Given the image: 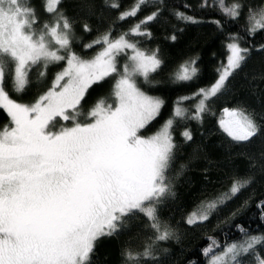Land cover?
<instances>
[{
    "label": "snow or ice",
    "instance_id": "1",
    "mask_svg": "<svg viewBox=\"0 0 264 264\" xmlns=\"http://www.w3.org/2000/svg\"><path fill=\"white\" fill-rule=\"evenodd\" d=\"M106 240L114 264H264V0H0V264Z\"/></svg>",
    "mask_w": 264,
    "mask_h": 264
},
{
    "label": "trees",
    "instance_id": "2",
    "mask_svg": "<svg viewBox=\"0 0 264 264\" xmlns=\"http://www.w3.org/2000/svg\"><path fill=\"white\" fill-rule=\"evenodd\" d=\"M191 2L195 3V0H191ZM196 34L195 30L190 31L187 35L183 36L178 43L173 45L170 49L169 52L173 57H179L182 54H185L189 50V42L193 40L194 36ZM211 50L207 47L203 49V60H204V67L206 70V75L210 73L211 69ZM255 63V62H253ZM256 70L258 71V65L256 66ZM217 116H219V113H217ZM197 135V141L199 140V133ZM195 147V144H192L188 146L185 151L186 152H191L192 148ZM180 199L182 201L187 202L188 199V192L185 188H181V195ZM180 212H176V219H179ZM252 228H256L258 225L256 223H252L250 225ZM187 247L184 249L185 255L188 253H192L197 250V246L201 244V241L199 239L195 238H187L183 241ZM173 248L175 250V253L179 255V251L181 248V245H176L173 244ZM116 254H117V244L115 241H102L101 244L98 247V264H114L115 259H116ZM197 257L195 255H190L188 256V259L195 260ZM203 257L201 256V259Z\"/></svg>",
    "mask_w": 264,
    "mask_h": 264
}]
</instances>
